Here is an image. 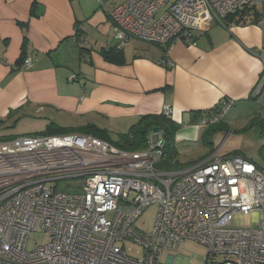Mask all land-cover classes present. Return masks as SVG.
Listing matches in <instances>:
<instances>
[{
    "label": "built area",
    "instance_id": "built-area-1",
    "mask_svg": "<svg viewBox=\"0 0 264 264\" xmlns=\"http://www.w3.org/2000/svg\"><path fill=\"white\" fill-rule=\"evenodd\" d=\"M110 3L113 40L123 48L134 38L166 45L194 43L196 32L264 0H98ZM85 27L79 33L84 38ZM263 65L254 97L264 89ZM33 57L24 66L29 68ZM73 74L70 80H78ZM222 111L204 117L196 127L217 122L234 105L222 99ZM163 113L172 116L166 106ZM166 159L164 140L154 132L144 149L121 150L81 132L18 136L0 140V264H190L174 255L186 241L206 248L203 264H264V169L232 154L212 155L175 169ZM73 180L82 193L58 191L49 182ZM158 205L151 233L138 230L145 208ZM235 214H253L254 224L233 225ZM47 241L27 249L30 235ZM132 240L144 256L125 253ZM164 251L172 252L166 261Z\"/></svg>",
    "mask_w": 264,
    "mask_h": 264
},
{
    "label": "crops",
    "instance_id": "crops-1",
    "mask_svg": "<svg viewBox=\"0 0 264 264\" xmlns=\"http://www.w3.org/2000/svg\"><path fill=\"white\" fill-rule=\"evenodd\" d=\"M76 1L0 0V117L28 104L138 119L170 106L172 118L185 126L176 138L186 142L199 137L198 127L190 123L193 112L209 110L224 98L234 100L232 109L264 102V89L254 97L264 51V18L261 22L258 8L212 23L196 32L194 43L170 41L168 58L173 65L169 67L162 62L169 44L154 43L160 49L157 54L137 47L129 55L125 47L131 41L122 48V57L105 59L101 52L117 44L112 38L108 45L99 43V38L92 41L86 2ZM88 1L96 9V0ZM97 23L93 27L98 29ZM82 27L86 28L83 40ZM23 55L33 57V64L13 71ZM75 60L80 63L79 90L64 83L67 66ZM88 81L92 82L89 95L79 97Z\"/></svg>",
    "mask_w": 264,
    "mask_h": 264
},
{
    "label": "rangeland",
    "instance_id": "rangeland-1",
    "mask_svg": "<svg viewBox=\"0 0 264 264\" xmlns=\"http://www.w3.org/2000/svg\"><path fill=\"white\" fill-rule=\"evenodd\" d=\"M79 0L76 2L78 3ZM86 2V4L84 3ZM97 2V3H96ZM96 9L91 8L88 0H83L89 17L86 23L88 25V36L92 41H96L98 38L99 43L104 42L108 45L109 38L113 37L112 30L108 19L107 11L111 9L110 3L101 5L96 0ZM96 11V12H95ZM94 16V18H93ZM98 21H102V24H98ZM98 29L93 27L96 25ZM113 39V38H112ZM133 44L125 47L127 54L133 53V48H144L153 54L160 52V49L152 42L143 41L137 38L132 40ZM98 43V42H97ZM110 43V41H109ZM100 46V44H98ZM97 46V47H98ZM76 61V60H75ZM78 60L67 66L65 74V86H74L80 89L78 81L72 82L69 80L73 74H81ZM82 71L84 72L85 65H82ZM65 71H63V74ZM69 73V74H68ZM68 74V75H67ZM84 74V73H83ZM68 76V79L66 77ZM84 79L81 83H83ZM74 83L76 85H74ZM87 90L80 91V95L85 97L89 95L92 87V82L88 81ZM264 98V94L263 97ZM247 107L231 108L224 118L226 127L223 130L216 131L211 137V143H204L203 137L208 130V126L198 127L199 137L197 140L181 142L180 143V156L179 160L182 163H188L192 160L201 157H210L215 155L217 157L224 155H232L240 153L241 156L246 157L255 162L259 167L264 169V102H253L246 105ZM193 115V114H192ZM138 118L135 116H117V115H105L97 112L79 113L74 111L62 110L50 105H34L28 104L21 108L13 109L5 117H0V140L10 139L18 136H45L48 135V126L52 123L64 128L75 129V131H81L78 129L88 124H95L97 127L106 129L111 133L125 132L129 127L137 122ZM262 121V123L260 122ZM188 124L189 121L185 120ZM184 124L181 128H184ZM180 128V129H181ZM88 133V132H86ZM185 145V146H184ZM182 147V148H181ZM50 187L57 186L58 191L67 193H82V186L78 185L73 180H59L57 182L51 181L48 183ZM158 212V205L153 203L145 208L143 214L136 222L138 230L151 233L156 223ZM253 214H235L233 219V225L236 227L247 228L254 224ZM47 241L46 235L39 231L33 232L30 235L27 249L34 251L38 246L45 244ZM125 244V253L134 258H141L144 256V250L141 245L133 242L132 240H126L121 242V245ZM172 252L164 251L162 260L166 261L167 256ZM206 248L191 242L186 243L179 248L174 255H183L190 260V264H203Z\"/></svg>",
    "mask_w": 264,
    "mask_h": 264
},
{
    "label": "trees",
    "instance_id": "trees-1",
    "mask_svg": "<svg viewBox=\"0 0 264 264\" xmlns=\"http://www.w3.org/2000/svg\"><path fill=\"white\" fill-rule=\"evenodd\" d=\"M239 12V11H238ZM235 12V13H238ZM231 16V14L229 15ZM122 48L111 47L109 49H104L101 54L105 59L110 60L111 57L119 56L122 57ZM27 58V55H23L18 62L13 66V71L20 70L24 66V61ZM225 99V98H224ZM222 111V103L216 104L213 108L205 111L193 112V119L190 122L191 124L196 125L204 117L216 116ZM224 115L217 122L207 125L208 130L205 132L203 137L204 143H211V137L216 131L223 130L226 127L224 123ZM262 123V121H260ZM180 123L175 121L172 116H167L163 112L161 113H150L140 116V118L132 124L129 129L125 132L120 133H111L106 129L97 127L95 124H88L87 126L80 127L78 129L81 131H75V129L64 128L52 123L48 126V135L62 134V133H71V132H81L91 134L94 137L100 138L104 141H107L111 145L127 151H137L144 149L151 137V134L154 133V128H159L158 133L162 135L164 140V152L166 153V159L161 165L166 169H175L183 168L195 163L200 162L201 160L207 157H201L195 160H192L188 163H182L179 160L180 156V143L183 141H178L176 138L177 132L181 128ZM46 135V134H45ZM16 138V137H13ZM10 138V139H13ZM5 139V140H10ZM187 142V141H186ZM185 146V145H184ZM182 148V147H181ZM241 155L240 153H236Z\"/></svg>",
    "mask_w": 264,
    "mask_h": 264
},
{
    "label": "water",
    "instance_id": "water-1",
    "mask_svg": "<svg viewBox=\"0 0 264 264\" xmlns=\"http://www.w3.org/2000/svg\"><path fill=\"white\" fill-rule=\"evenodd\" d=\"M255 97H257V96H255ZM154 131L155 132H158L159 131V128H154Z\"/></svg>",
    "mask_w": 264,
    "mask_h": 264
}]
</instances>
